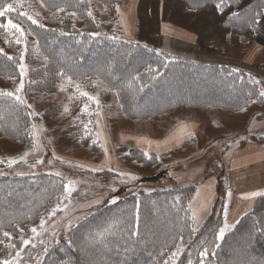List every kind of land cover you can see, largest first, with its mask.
Here are the masks:
<instances>
[{
  "label": "rangeland",
  "instance_id": "374dc122",
  "mask_svg": "<svg viewBox=\"0 0 264 264\" xmlns=\"http://www.w3.org/2000/svg\"><path fill=\"white\" fill-rule=\"evenodd\" d=\"M120 1L119 11L115 8L113 11L109 10L98 0H84L85 9L83 11L71 10V6H60L65 11L57 12L55 8H42L39 0H9L7 4L22 3L23 8H17L0 17V23L6 24L11 19L14 23L21 24L26 31L33 29L29 21L17 14L25 11L34 16L39 13L36 18L45 25V28L53 30L52 32H79L89 25L105 38H109L110 35L124 36L123 34L129 36L128 38L132 37L131 39L136 38L138 0ZM206 1L202 0L203 3ZM156 2L153 0L152 15L144 14L142 17L143 26L152 30L156 29ZM170 4L171 8L168 10L170 19L182 22L191 29H197L198 19L204 12L190 13L181 9L177 2L175 4L171 1ZM88 11H92L94 19L87 15ZM72 12L77 15L72 16ZM122 18L127 19L129 23L125 22L126 29L123 28ZM164 24L167 29L175 32L183 31L195 35V48L189 41H182L180 37L172 38L168 33L164 37L162 35ZM213 24L215 27H220V24L214 21ZM160 32L161 36L156 42L157 49L166 61H177L179 57L176 54L178 53H185L196 58L203 54L230 63L225 65H230L235 69L243 70L248 81L252 82L255 79L264 81V47L259 49L256 41L251 43L244 37L241 42L237 43L228 37L226 41L221 42L220 38L211 36L210 40L215 48L212 52H204L198 47L197 34L190 29L163 21L160 25ZM11 39L14 37L0 30V48L18 59L19 53L16 51L18 46L15 44L9 46L5 43V40ZM33 39L32 36L28 37V53L25 59L28 71L24 78L25 89L21 93L31 105V108L26 109L30 129L27 135H23L20 140L13 139L15 137H10L0 131V161H2L0 176L55 175L59 172L61 173L59 177L63 178L62 184L71 182L73 191L67 198L63 194V189L60 191L61 197L58 202L43 216L46 221L44 227L40 228V223L37 227L40 235L32 239L35 247L29 246L22 254V264H36L40 252L45 250V244L49 242V239L53 237L58 240L59 238L60 240L68 239L73 229L80 227L106 202H110L112 197L119 201L125 197L159 190L184 186L197 187L200 199L193 204L192 212L198 231L193 242L184 245L181 255L176 259L171 258L170 264H188L186 259L192 254V249L195 247L193 244L201 238L213 206L209 193L214 180H221V190L218 195L223 199L221 203L220 198L218 201L221 203L220 206L216 205V210L212 213L216 216L215 222L211 224L214 226L212 235L225 223L229 225L225 235L235 228L239 221L234 223L233 220L240 210V205H236L233 211L229 209L231 203H228L230 199L227 193L231 189L227 187L229 186L231 155L240 145L249 141L264 144V102L259 101L260 98L256 99V103H249L244 108L245 111H233L210 105H184L148 118H129L122 110L120 93L115 86L97 77H92L82 85L74 79L69 83L66 74L63 78L58 75L50 77L48 71H53L55 67L51 66V61L42 51L41 40L37 46L32 42ZM58 51L63 53L59 46ZM96 53V50L91 51L87 58L95 57ZM54 71L63 72L57 69ZM170 78L173 79L169 81L172 88L165 86V82H161L160 90H163L164 94L172 96L173 89L177 93L185 91L184 78H181L178 73L172 74ZM18 83L19 78L0 76L1 91H14ZM54 83L55 86H52ZM81 92L95 97L99 101L98 105L81 96ZM153 98L148 96L144 102H152L155 100ZM85 103L89 105V108L87 112L82 113L81 110ZM65 108L68 109L67 112L64 111ZM30 113L33 115H29ZM186 122H195L194 127L197 124V130L194 135L188 137L185 143H177L179 146L177 148L172 147L171 139L175 132L174 128ZM85 125H87V131ZM93 140L97 143L94 144ZM132 150L147 152L148 160L142 162L133 159L127 155ZM25 153L28 154L25 157L27 162L20 160ZM53 154L59 159H55ZM133 156L137 157V154ZM37 159H42L43 163L35 168L30 167ZM9 160L19 162L9 167L7 163ZM113 189L116 190L113 191ZM1 195L2 193H0V198ZM6 197L13 198L9 194ZM58 204L62 210H58L55 215L49 217L51 209ZM225 208L227 217L224 215ZM70 221L72 227L69 229L67 225ZM31 227L28 226L26 230H23L26 238L33 237L29 231ZM3 231H8L13 237V242L19 245L20 229L17 231L8 230V227L2 228L0 236L2 240H4ZM8 243L4 240V243L0 244V260L13 258L14 250L7 249ZM105 251L108 253L109 249L105 247ZM243 253L239 250L240 258H243ZM189 260L194 264L195 259ZM126 262L130 261L126 260Z\"/></svg>",
  "mask_w": 264,
  "mask_h": 264
},
{
  "label": "trees",
  "instance_id": "16d2710c",
  "mask_svg": "<svg viewBox=\"0 0 264 264\" xmlns=\"http://www.w3.org/2000/svg\"><path fill=\"white\" fill-rule=\"evenodd\" d=\"M8 1L0 0V10ZM156 1V29L152 30L143 26L142 17L144 14L152 15L153 0H138L136 38L133 39L116 36L119 39L113 40L114 35L105 38L100 34L93 38L89 33L98 32L89 25L79 32H52L53 30L45 31L35 26L33 29L41 40L42 51L51 61V66L55 67L53 71H63L79 85L97 77L115 86L120 93L122 110L129 118H148L184 105L219 106L233 111L247 107L252 101L246 100V95L256 92L257 86L247 80L243 70L236 69L237 71L232 72L235 68L230 65L180 59L174 62L167 60L169 66L163 69L166 58L158 52L156 42L161 36L160 25L163 21L194 31L198 37V47L204 52H212L215 48L210 40L211 36L220 38L221 42L226 41L228 37L237 43L244 37L251 43L255 42L257 25L251 26L243 20L228 21L226 17H221L213 11L215 0H205L206 2L200 5H192L191 0ZM171 1L175 4L177 2L181 9L190 13L204 12L203 17L198 19L197 29H191L182 22L170 19L168 10L171 8ZM98 2L113 11L121 1ZM238 4L239 0H234L232 11L236 10ZM262 4L264 0H256L242 12L254 14L256 11H264V8L260 7ZM84 5L81 0H60L59 3V6H71V10L75 11H83ZM190 5L201 7L203 10L190 11ZM213 21L220 24V27H215ZM94 24L93 22L92 25ZM144 45H147V48ZM58 46L63 53H59ZM94 50L97 51L96 56L87 58L88 53ZM15 62L0 56V76L19 78ZM101 68L107 70L105 74L97 72V69ZM150 68L158 69V72H150ZM53 71H48L50 77L60 76L58 72ZM229 72L232 74L229 75ZM177 73L186 81V89L178 93L173 89V95L168 96L160 90L161 82L171 87L169 81L173 79L170 76ZM137 74L142 77V81L133 82L132 88L129 89L131 77ZM153 76L155 79H152ZM141 82L145 88L139 92L136 89ZM52 86H55V83ZM148 96H154L155 100L145 103L144 100ZM255 99L259 97L256 96ZM259 101L264 102L260 99ZM15 104L11 98L0 96V131L20 140L29 132V116L22 106L16 110L13 107ZM134 154H137V157L133 156ZM127 155L142 162L148 160L140 150H132ZM62 183L63 178L54 174L0 176V193L3 198L2 201L0 198V236L4 227L17 231L26 230L28 226L38 227L49 208L61 197ZM220 186L221 180L217 184L218 192L221 190ZM195 192V186H184L125 197L117 204L106 202L80 227L73 229L68 239H49L45 244L47 252L40 250L36 264H163L164 260H168L170 264L171 252L180 244L179 237L183 236V246L189 245L195 238L196 233L193 235L191 229L196 223L190 208ZM7 194L13 198L6 197ZM137 205L139 220L133 222L131 214ZM215 218V213L209 216L205 230L198 242L193 244L195 247L186 259L187 262L189 259H195L194 264H198V253L214 239L213 231L208 229L210 226L214 228L211 224L215 222ZM134 223L138 225L136 230L139 234L129 236V229ZM262 223L264 196L257 198L252 210L241 217L223 241H216L219 247L211 248L213 255L207 258V264H264V235L258 233ZM105 247L109 249V255ZM239 250L244 252V259L240 258Z\"/></svg>",
  "mask_w": 264,
  "mask_h": 264
},
{
  "label": "snow or ice",
  "instance_id": "6c2138e0",
  "mask_svg": "<svg viewBox=\"0 0 264 264\" xmlns=\"http://www.w3.org/2000/svg\"><path fill=\"white\" fill-rule=\"evenodd\" d=\"M40 2V6L42 8H55L57 12H64L65 9L59 6L60 0H39ZM84 0H81V3H83ZM202 3V0H192V5H200ZM233 4H234V0H215V3L212 5L213 7V11L215 13H218L221 17H226V19L228 21H234V20H243L245 23L250 24L251 26H255L257 24H264V11H256L254 14H249V13H243L241 8L239 6H237L235 11H232L233 8ZM192 5L189 6V10L190 11H194V12H199L202 11L203 9L201 7H193ZM204 7H207V5H204ZM261 8H264V4L260 5ZM17 8H23V4L22 3H18V4H7L5 7H3L2 10H0V17H3L5 15H7L8 13L13 12L15 9ZM117 11H119V6H117ZM19 16L23 17L24 19H26L27 21L30 22L31 25L45 30V31H51L50 29H46L45 25L43 23L40 22L39 19H37L36 17L39 16V13H36L35 16L29 14L28 12L25 11H20L17 13ZM72 16H76L77 13L72 12L71 13ZM87 15L89 17H93V13L92 11H88ZM94 19V17H93ZM0 30H4L6 33L10 34L12 37H14V39L11 40H5V43L8 44L9 46H11L12 44H15L17 47L16 51L19 53V57L17 59L16 56L14 55H8L5 50L3 48H0V56H4L8 61H13L16 60V67L18 68V75H19V83L18 86L15 88L14 91H7V92H0V96L6 97V98H11L12 100H14L16 102V104L13 106L16 110H19L20 107L22 106L24 109H28L31 108V105L27 103V101L24 99V97L21 95V93L24 91L25 89V75L27 73V68L25 66V59H26V55L28 53V45H29V40L28 37L32 36L33 39V43H35L37 46H39V36L35 33L34 29H30L28 31L25 30V28L21 25V24H17L14 23L11 19H9L7 21L6 24L4 23H0ZM65 33H61V35H64ZM90 36H92L93 38H95L96 36L99 35V33H89ZM113 40L119 39V37L113 36L112 37ZM139 46V45H137ZM145 48H147V45H144ZM157 55H160V53H156ZM174 62V61H171ZM165 68H167L169 66V62L166 61L163 65ZM106 69L101 68V69H97V72L100 74H105L106 73ZM150 72H158L157 70L154 69H149ZM237 71L236 69H233L232 72ZM61 78L64 77L65 73L64 72H60L58 73ZM232 73L229 72V75H231ZM84 75V74H81ZM152 79H155V76L152 77ZM243 78L241 77V80ZM135 81H142V77L137 74L135 76L131 77V81L128 84V88L131 89L132 88V83ZM68 82L71 83L72 82V77L69 76L68 77ZM252 83L257 86V91L253 92V93H248L246 95V100H251L252 103H256V99L255 97L258 96L260 98V100L264 101V81L259 80V79H255L252 81ZM145 85L143 84V82H141L139 88H137L136 90L139 92L144 91ZM77 89H79V85H77ZM81 96L86 97L88 101H91L93 103H96L98 105L99 101L93 97V96H89L88 93L86 92H81L80 93ZM119 95V93H118ZM89 105L87 103H85L84 107L82 108V113H85L88 111ZM246 109H244L243 107H241V111H245ZM65 112L68 111L67 108L64 109ZM29 115H33L32 113H30ZM85 130L87 131V125H85ZM87 138V137H86ZM93 143H97V141L93 140ZM28 154L25 153L24 156L20 157V160H25V157ZM55 159H59V157H55ZM145 156H148L149 154L147 152L144 153ZM19 161L16 160H9L8 166L12 167V165L18 163ZM25 162H27L25 160ZM0 163H2V161H0ZM43 160L42 159H37L35 161L34 164H31L30 167L35 168L37 165L42 164ZM51 163V162H49ZM56 176H60L61 173L56 172L55 173ZM116 189H113V191H115ZM73 189L71 187V182L69 183H65L63 185V194L65 196V198H67L68 196L71 195ZM252 197L258 196V195H264V193H257V192H253L251 193ZM228 197L232 196L231 191H229L227 193ZM178 199V198H177ZM117 198L112 197L110 199V203L111 204H117ZM138 205L133 209V212L131 214L132 216V220L133 222L138 221L139 220V213L137 211L138 209ZM58 210H62L59 207V204L51 209V212L49 213V217L53 216L56 214V212ZM224 215L225 217H227V210L225 208L224 211ZM195 218V217H193ZM45 220L41 219L40 221V228L44 227L45 224ZM138 225H136L135 223L133 224V227L131 229H129V236H137L139 233L136 230V227ZM0 227H2V225H0ZM67 227L70 229L72 227V223L71 221L68 223ZM229 227V225L227 223H225L223 226L219 227L218 230H216L214 232V239L209 243V246H205L201 249V251L198 253L199 256V260H198V264H207V258L211 255H213L211 248H215V247H219V244L216 243V241H223L225 238V233H226V229ZM213 229L211 228V226L209 227L208 231H212ZM29 231L33 234L32 238H26L23 232V229L20 230V242L19 245H17L15 242H13V237L12 235L8 232V231H3L2 232V236L4 237V240H7L9 243L7 244V249H12L14 250L13 252V258L12 259H3L0 260V264H22L23 262V253L26 251V249L31 246V247H35L34 244H32V239H34L36 236H39L40 233L38 232V228L37 227H31L29 229ZM198 231V228L193 227L191 229V233L194 235L196 232ZM258 233L259 235H264V223H262L260 225V228L258 229ZM4 240H0V244L4 243ZM180 240V244L175 246V251L171 252V258L172 259H176L179 255H181L182 253V248H183V244H184V239L183 236L179 237ZM85 242L86 238H85ZM190 242V241H189ZM41 243H43V241H41ZM45 252H47V249L45 248L44 250ZM33 259H35L33 257ZM163 264H169L168 260H164ZM188 264H192L191 260L188 261Z\"/></svg>",
  "mask_w": 264,
  "mask_h": 264
},
{
  "label": "crops",
  "instance_id": "0c3cea01",
  "mask_svg": "<svg viewBox=\"0 0 264 264\" xmlns=\"http://www.w3.org/2000/svg\"><path fill=\"white\" fill-rule=\"evenodd\" d=\"M254 1L256 0H239L238 6L241 8L242 11H244L250 5H252ZM125 22L129 24L127 19L122 18L123 28L126 29ZM163 26H162V35L164 37L168 34L172 36V38L180 37L182 41L184 40L189 41V43L195 48V43H196L195 35L191 33L190 34L185 33L183 31L175 32L172 29H167L166 24H164ZM123 35L127 39L132 38V37L128 38L129 36L127 37L125 36V34ZM129 35L131 36L132 33ZM256 46L259 47V49L264 47V24H257ZM176 55L179 57L180 60L189 59L191 61L202 62L206 64L227 63L223 60L220 61L218 59H214L212 57L203 54L201 56L199 55V58H196L194 56L185 53H178ZM194 123L195 122H186L174 128L175 132L173 133V137L171 139V141L173 142L172 147L174 148L179 147L177 143H185L188 137L194 135L195 131L197 130L196 127L198 126L197 124H195L194 127ZM231 158L232 160L230 163L229 186L227 187V189L229 190L231 189L232 196L228 197V199H230L228 203L229 204L231 203V207L229 208L230 211H233L236 205H240V210H238L236 218L233 220L234 223H237L241 219V217H243V215L247 214L252 210L257 198L264 196V195H258L252 197L251 195V193L253 192L264 193V144L249 141L244 145H240V147H238L234 151L233 155H231ZM217 184L218 181L214 180L212 183L211 191L209 193V195L211 196L209 197V199L212 198V201L210 200V202H213L211 212L209 211L210 212L209 216L214 212V210H216L215 206L216 205L220 206V204L222 203L223 198L218 195L219 192H218ZM220 198H221V203H218ZM199 199H200V195L196 187L195 195L190 204L191 211L192 208L194 207L193 204H195V202H197Z\"/></svg>",
  "mask_w": 264,
  "mask_h": 264
}]
</instances>
